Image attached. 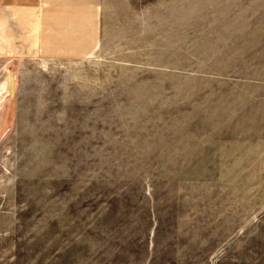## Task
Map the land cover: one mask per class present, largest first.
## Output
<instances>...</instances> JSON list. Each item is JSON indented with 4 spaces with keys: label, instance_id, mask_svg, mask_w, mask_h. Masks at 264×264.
<instances>
[{
    "label": "rangeland",
    "instance_id": "rangeland-1",
    "mask_svg": "<svg viewBox=\"0 0 264 264\" xmlns=\"http://www.w3.org/2000/svg\"><path fill=\"white\" fill-rule=\"evenodd\" d=\"M101 14L0 68V264H264V0Z\"/></svg>",
    "mask_w": 264,
    "mask_h": 264
},
{
    "label": "crops",
    "instance_id": "crops-1",
    "mask_svg": "<svg viewBox=\"0 0 264 264\" xmlns=\"http://www.w3.org/2000/svg\"><path fill=\"white\" fill-rule=\"evenodd\" d=\"M101 11L102 0H0V68L92 56L101 45Z\"/></svg>",
    "mask_w": 264,
    "mask_h": 264
}]
</instances>
